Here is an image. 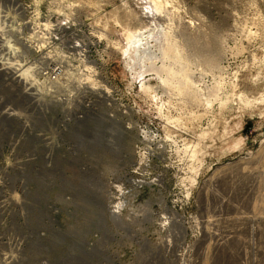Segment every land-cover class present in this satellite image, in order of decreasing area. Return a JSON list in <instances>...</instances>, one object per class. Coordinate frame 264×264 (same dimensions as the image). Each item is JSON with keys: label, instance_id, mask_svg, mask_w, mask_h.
I'll list each match as a JSON object with an SVG mask.
<instances>
[{"label": "rangeland", "instance_id": "1", "mask_svg": "<svg viewBox=\"0 0 264 264\" xmlns=\"http://www.w3.org/2000/svg\"><path fill=\"white\" fill-rule=\"evenodd\" d=\"M169 1L157 11L151 0H0V55L10 44L24 60L15 62L20 74L35 53L20 40L68 17L57 28L81 26L77 38L89 44L91 62L83 66L67 41L41 46L46 58L52 53L71 67L66 98L96 60L100 79L129 106L101 100L94 107L115 116L81 121L67 119L69 105L61 103L58 128L67 130L74 155L56 148L57 167H14L23 153L41 151L32 133L23 153L0 151V264H73V250L92 239L79 235L97 229L110 264H264V0ZM144 22L153 31L137 51L125 28ZM77 64L82 73L74 74ZM35 68L28 75L44 81ZM140 73L157 99L140 88ZM33 85L28 91L47 92ZM82 87L89 88L85 80ZM9 114L0 108V129ZM50 118L38 132L47 133ZM96 122L101 145L90 142ZM119 199L121 217L112 220L109 208Z\"/></svg>", "mask_w": 264, "mask_h": 264}, {"label": "bare ground", "instance_id": "2", "mask_svg": "<svg viewBox=\"0 0 264 264\" xmlns=\"http://www.w3.org/2000/svg\"><path fill=\"white\" fill-rule=\"evenodd\" d=\"M151 1L154 3L155 8H156L157 11H161L162 9H164L163 7L166 6V4H170L169 3L170 2L169 0H151ZM125 15H126V17L128 19H130L129 16L130 17H133V18H136L134 16L133 12H130V11H128V13L125 14ZM143 17H146V14L145 13H142V18ZM67 18L68 17H62L61 19H57V20H55L53 22L46 23V24H44V26H41L40 31L33 32V34L30 36V39L28 40V43L27 44L31 46V49H33L35 51V53L33 55V58H30L29 61H26L27 62V70H24L23 69L24 70V73L21 74L24 78H28L29 79L30 82L29 83L27 82L28 84L33 85V82H39V84L40 83L43 84V87L47 91H49L52 88V84L51 83L57 84V85L63 87V89L69 88L68 82L71 81V79L69 78L71 76L70 75L71 74V71H70L71 70V67L70 66L69 67L66 66L67 63L65 62V59H63L62 57H57V56H55L52 53H51V55L49 54L48 58H46L45 56H46L47 52H44L43 51V48L41 46H46L47 47V45H49V47H51V46H56L58 44H63L65 41H67V42H69V46L73 50H75V52L78 50V52H77V54L79 56L78 59L80 60L79 62L81 64H83V66L86 65L87 62H89V63L91 62L90 56H89L88 51L86 49L87 48L86 45H88V48H90L89 44L88 43H85L83 41V38H77L79 35H81L83 33L81 31V26H78V24L77 25H73V26H70L67 30H63V32L59 31V29L57 28L58 22H65V19H67ZM68 22L69 23H75L73 20H70ZM144 23H146V24H144ZM144 23H142V25H140L139 28H137V27L135 29H131L129 27L125 28L126 34H127L126 35V39L128 41V45L131 46V45L134 44L133 49L134 50H137V51L138 50L139 51L140 50L143 51L144 45H146L147 42L149 41L147 39L148 35H146L145 33H147V32L150 33V30L153 31L152 30V27H151V22L150 23L149 22H144ZM79 25H81V23ZM81 42H83L85 44V46H84V44L82 45ZM7 45L10 46V44H7ZM135 45H137V46H135ZM9 48H11V47H9ZM39 48H40V50L38 51ZM124 49H126V48L124 47ZM173 50L175 51L176 49H173ZM42 52H44V56H41L42 57V60L46 64L52 63L51 64V67L54 66L51 69L44 70V71H46V74H43L42 72H40V74L45 77V80L44 81L38 80L36 78H33L32 77L33 75L32 76L31 75H28V74L33 73L32 71H34L35 66H37V63H36L37 61H36L35 57L39 56ZM18 59L19 60H17V62H20L21 63V62L24 61V60L20 59V57ZM24 59H27V58H24ZM39 60H40V58H39ZM94 63L95 64H93L92 66L89 65V68L86 67V68L83 69V67H82V69L86 73L85 78L79 79L78 82H77V84L75 83L76 84V86H75L76 87V90H75V87H74L73 90H75V92L73 93V96L72 97H69V95H68L69 98H67L68 99V102L67 103H68L69 106L65 110L67 111L66 114L70 115V118H69L70 120L71 119L72 120H74V119H80L81 120L82 118H85L86 116H90V115H101V113H103V115L108 116V117H111V118L113 116H115L113 112H109L107 109H103L101 111L99 109V107H94L101 100H103V101H110V102H112V103L115 104L114 106H117L118 105L117 107H119V106L120 107H123L124 108L123 111H127V108H129V106H127L121 99H118L116 96H114L115 86H113L112 84H111V86H113V87L108 86L107 85L108 83L106 81H104V83H103L102 78L100 79L101 72L100 71L99 72L97 71V63H96V60H94ZM127 64H129V63H127ZM77 65H79V64H77ZM78 67H79V69L73 68V70L76 69L75 72H74V74L76 72H78V71H80V73H82V71L80 70L81 66L79 65ZM166 69H167V72H168L172 68L169 66V67H166L165 70ZM21 71H22V69H21ZM59 72L60 73L62 72V76L59 75ZM98 73H100V74H98ZM139 76H141L140 77L141 78V81H140V83H141L140 86L141 87L140 88L143 89V91H145V92H150L149 93V94H151L150 97L152 96L154 99H157V97H156L157 95L156 94H152L153 93L152 87L148 83V80H146L145 78H143L144 77L143 76V73H140L137 77H139ZM76 77H75V79H76ZM14 79H16L17 81H20L21 80L19 78V76H14ZM188 79H190L189 76H188ZM188 79H186L185 84H188L189 85V83H192L193 80L190 79V80H192L190 82ZM82 80H85L86 81V83L88 84L89 88L88 87H86V88H84V87L80 88L81 81ZM163 80H166L165 83H168L167 79L163 78ZM62 81L64 83H62ZM27 83H26V85H28ZM188 85H186V86H188ZM186 86L185 85L184 86L178 85L176 87L178 88V90L181 93H184L185 94L188 91L187 90L188 87H186ZM24 87L26 88V90H28L26 86H24ZM91 87L94 88V89H96V91L98 90L99 96H102L103 95V97H105V98L108 97V99L106 100V99H103L101 97H98L97 95H95V93L92 94V92H91L92 89H90ZM38 89L40 90V88H38ZM20 90L22 91V88H20ZM111 90L113 92V97L114 98H112V95L109 96V93L111 92ZM29 91H30V89H29ZM35 91H37V89ZM42 92H43V89H42ZM85 92H87V93H85ZM45 93H47V92H45ZM81 93H83V94H81ZM83 95L86 96L84 99H82ZM29 96L31 97L30 102L33 103V97L36 99V96L34 94H31V93H29ZM65 97H66V95H65ZM110 98H112V100H110ZM197 99H198V97H197ZM199 100H200V98H199ZM60 103H63V102L60 101ZM35 105H37L39 108L41 106L40 109H42V106L43 105H40L39 101H37ZM74 105H76V107H74ZM43 107H45V106H43ZM111 107H112V105H111ZM120 107H119V109H120ZM45 108H49V107H45ZM95 110H97V111H95ZM96 112H98V113H96ZM39 116L43 117V120L46 119V116L45 115L42 116V114H40ZM54 116H51L50 119L51 120H54L53 119ZM43 120L42 121L41 120H38V122H40V121L43 122ZM54 121H56V120H54ZM68 121L69 120H67L66 122H68ZM62 122H64V121H62ZM84 122H85V120H84ZM93 122H95V121H93ZM96 123H98V125H95V129H94V133H93L94 138L90 142L93 143L94 145H98V144L101 145L102 144V139H101L102 136L98 135V131L97 130H100L99 131V133H100L102 129H99L100 128L99 127V122H96ZM96 126H98V128ZM101 128H103V127H101ZM109 131H111V130L109 129ZM113 133H114V131H113ZM117 134H121V130L120 129H118V133ZM107 141H108L107 142L108 145H113L114 144V142L110 138H108ZM121 188L122 187H120L118 189H121ZM121 205H122L121 201H118L117 200V205H114L113 204L112 207L109 206L110 207L109 208V211L111 212L110 214H111L112 220H116V218L121 217L120 216V210H119ZM104 243H106V242L99 241L97 243H92L90 240L84 241L83 244H82V246H79L78 245L73 250V252H72V256H73L72 258L73 259L71 258V261L73 262V264H109V261H110V257L108 255V252L109 251H108L107 247L104 246ZM81 254H83V256ZM209 261L210 260H206L205 261V264H209L210 263ZM43 264H47V262L44 261Z\"/></svg>", "mask_w": 264, "mask_h": 264}, {"label": "built area", "instance_id": "3", "mask_svg": "<svg viewBox=\"0 0 264 264\" xmlns=\"http://www.w3.org/2000/svg\"><path fill=\"white\" fill-rule=\"evenodd\" d=\"M28 40L29 38L27 37H25V40L23 41L20 40L22 42L21 45L27 46ZM5 47L6 49L3 50L0 55V108L9 111L10 114L7 121L5 119L2 120L0 135L3 136V139L0 140V151H3L4 148H9V150L15 155H17L18 152L23 153L24 145L22 142L26 141L29 134L32 133V135L36 136L35 139L31 141V144L37 145V149L41 151L36 157H30L23 153V155L20 156V159L15 161L14 167H18L22 164L28 165L29 162L31 164L36 163L35 166L40 165L44 168L57 167L58 161L54 160V158L56 156L55 151L59 149L56 148L64 147L70 159L74 155V147L71 148L73 143L67 144V130L62 131L60 128H58L59 126L63 125V122H61L59 118L62 119L63 116H65V114L61 111L63 106L61 105L60 101H62L64 105H66L68 102V99L64 94L65 89L57 84L51 83L52 88L47 91V93H43L41 91L37 92L33 89L30 91L26 90L24 86L30 87V84H28L30 81L28 78H24L20 74V67L16 66L15 62L17 59L13 51L8 46ZM20 49L21 48H19L18 53H21ZM36 63V69L40 70V72L43 74H46V71L44 70L54 67H51L52 63L46 64L42 60H37ZM59 75L62 76V72H59ZM14 76H19L21 80L17 81L14 79ZM26 83L28 85H26ZM16 84L24 87V91L20 90L22 87H17L18 89H15L13 85ZM29 93L36 96L35 102H30L31 97L29 96ZM37 101H39L40 105L49 108L42 106V109H40L37 105H35ZM40 114H42V116L45 115L48 117L55 115L53 117V119L56 120L55 122L52 121L44 124V127L49 129L47 130V133L38 132L39 130L36 128L39 124L38 120H43V117L39 116ZM66 118H70V115L66 114ZM63 138H65V140L59 144V141H61ZM113 204L117 205V201H114ZM119 210L121 212L122 205L120 206ZM100 232L101 229L93 231L92 234L90 231H88L85 236L79 235V238L85 237L89 239L91 237L92 239H90V241L92 243L97 241L99 242L101 235ZM106 243H104V246L107 245ZM171 245H169L170 250L172 249ZM172 253L173 252L171 251L169 252L170 255ZM171 259L172 258L170 257V260ZM198 263V259L192 258L188 259L184 264Z\"/></svg>", "mask_w": 264, "mask_h": 264}]
</instances>
